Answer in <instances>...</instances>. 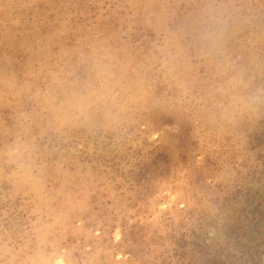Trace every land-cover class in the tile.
<instances>
[{"label": "rangeland", "instance_id": "1", "mask_svg": "<svg viewBox=\"0 0 264 264\" xmlns=\"http://www.w3.org/2000/svg\"><path fill=\"white\" fill-rule=\"evenodd\" d=\"M0 264H264V0H0Z\"/></svg>", "mask_w": 264, "mask_h": 264}, {"label": "clouds", "instance_id": "2", "mask_svg": "<svg viewBox=\"0 0 264 264\" xmlns=\"http://www.w3.org/2000/svg\"><path fill=\"white\" fill-rule=\"evenodd\" d=\"M203 39L206 43V47L211 52L217 45V37L216 33L209 29L208 31L205 32Z\"/></svg>", "mask_w": 264, "mask_h": 264}]
</instances>
